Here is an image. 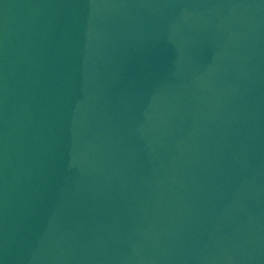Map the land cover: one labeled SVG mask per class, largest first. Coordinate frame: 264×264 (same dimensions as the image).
<instances>
[{
  "label": "water",
  "instance_id": "water-1",
  "mask_svg": "<svg viewBox=\"0 0 264 264\" xmlns=\"http://www.w3.org/2000/svg\"><path fill=\"white\" fill-rule=\"evenodd\" d=\"M0 264H264V0H0Z\"/></svg>",
  "mask_w": 264,
  "mask_h": 264
}]
</instances>
